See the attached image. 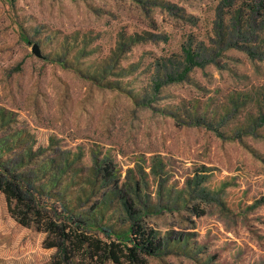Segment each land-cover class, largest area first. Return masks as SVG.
Here are the masks:
<instances>
[{"label": "rangeland", "instance_id": "374dc122", "mask_svg": "<svg viewBox=\"0 0 264 264\" xmlns=\"http://www.w3.org/2000/svg\"><path fill=\"white\" fill-rule=\"evenodd\" d=\"M263 118L264 0H0V167L42 215L0 194V264H58L49 223L264 264Z\"/></svg>", "mask_w": 264, "mask_h": 264}, {"label": "trees", "instance_id": "16d2710c", "mask_svg": "<svg viewBox=\"0 0 264 264\" xmlns=\"http://www.w3.org/2000/svg\"><path fill=\"white\" fill-rule=\"evenodd\" d=\"M185 61L184 75L194 66L201 63L198 61L197 54L191 48L183 47ZM183 74L179 78H184ZM173 80V77L170 76ZM264 119V118H263ZM0 194L4 195L9 204H14L15 208L20 210L19 214L27 218L33 216V222L36 224L42 221V215L38 209L33 206L32 201L27 200V194L22 189L19 179L10 174L5 168L0 167ZM128 212L131 208L127 204ZM78 224V222H74ZM79 229H75L66 225L57 226L53 223L48 224V229L58 239V241L47 244L48 248H56V253L60 256L58 264L61 262H72L75 257L84 253L85 257L90 261H96L104 264L111 261L113 264H146V260L141 254L155 255L159 249L160 243L154 241L153 232L146 233L141 226L137 229L131 227V233L119 242L109 241L103 242L98 238L87 236Z\"/></svg>", "mask_w": 264, "mask_h": 264}]
</instances>
